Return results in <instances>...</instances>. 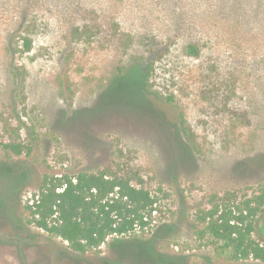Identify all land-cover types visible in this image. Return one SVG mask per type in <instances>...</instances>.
<instances>
[{
  "label": "rangeland",
  "instance_id": "rangeland-1",
  "mask_svg": "<svg viewBox=\"0 0 264 264\" xmlns=\"http://www.w3.org/2000/svg\"><path fill=\"white\" fill-rule=\"evenodd\" d=\"M99 170L156 197L145 229L77 254L26 221L45 175ZM263 182L264 0H0V264H264L194 221Z\"/></svg>",
  "mask_w": 264,
  "mask_h": 264
},
{
  "label": "trees",
  "instance_id": "trees-1",
  "mask_svg": "<svg viewBox=\"0 0 264 264\" xmlns=\"http://www.w3.org/2000/svg\"><path fill=\"white\" fill-rule=\"evenodd\" d=\"M29 49V41L24 40ZM186 52L198 56L196 46ZM21 154L16 144L6 146ZM57 188H63L56 192ZM40 202L35 209L24 205L26 221L50 237L61 239L74 253L96 250L110 236L126 235L136 228L145 229L148 217L156 210L157 199L128 176L107 170L78 172L74 175H45L38 190ZM264 182L250 197L235 193L212 195L209 208L195 215V236L205 245L226 254L233 261L264 263V216L261 233L255 239L254 219L262 214Z\"/></svg>",
  "mask_w": 264,
  "mask_h": 264
},
{
  "label": "built area",
  "instance_id": "built-area-1",
  "mask_svg": "<svg viewBox=\"0 0 264 264\" xmlns=\"http://www.w3.org/2000/svg\"><path fill=\"white\" fill-rule=\"evenodd\" d=\"M62 190H63V188H57L56 189V192H61ZM39 202H40V198H39L38 191H36V192H29V193L25 194L24 197H23V203H24V205L30 206L33 209H35L36 205H38Z\"/></svg>",
  "mask_w": 264,
  "mask_h": 264
}]
</instances>
